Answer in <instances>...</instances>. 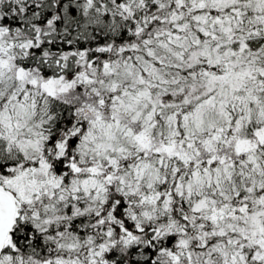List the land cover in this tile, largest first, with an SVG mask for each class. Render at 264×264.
<instances>
[{
    "label": "snow or ice",
    "instance_id": "6c2138e0",
    "mask_svg": "<svg viewBox=\"0 0 264 264\" xmlns=\"http://www.w3.org/2000/svg\"><path fill=\"white\" fill-rule=\"evenodd\" d=\"M0 264H264V0H0Z\"/></svg>",
    "mask_w": 264,
    "mask_h": 264
}]
</instances>
